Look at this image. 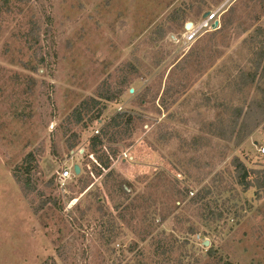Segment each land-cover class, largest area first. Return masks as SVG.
Returning <instances> with one entry per match:
<instances>
[{
  "label": "rangeland",
  "instance_id": "1",
  "mask_svg": "<svg viewBox=\"0 0 264 264\" xmlns=\"http://www.w3.org/2000/svg\"><path fill=\"white\" fill-rule=\"evenodd\" d=\"M261 147L264 0H0V264H264Z\"/></svg>",
  "mask_w": 264,
  "mask_h": 264
},
{
  "label": "trees",
  "instance_id": "2",
  "mask_svg": "<svg viewBox=\"0 0 264 264\" xmlns=\"http://www.w3.org/2000/svg\"><path fill=\"white\" fill-rule=\"evenodd\" d=\"M121 117V115H117L114 118H112L110 120V125L113 127H117L118 123H116V119H119ZM99 134V132H98ZM101 145V138L98 136H95L94 138L91 139L90 141V149L91 151H94L98 146ZM74 146H71L70 149H72ZM31 156L28 154V156L26 157V162L30 163L31 162ZM102 164H104L103 167H105L104 169H107L108 163H106V159L103 160V158H99L98 159ZM234 168L237 172V178L239 179V183L243 186V181H245L246 179V172L245 169L243 167V164H241L239 161L235 160L234 162ZM30 173L31 170L29 168V165L26 166V168L23 170L21 176L17 173L13 174V177L15 179V181L19 184L20 186V190L24 195H27V193H29L30 191V187H29V182H30ZM245 184V183H244Z\"/></svg>",
  "mask_w": 264,
  "mask_h": 264
},
{
  "label": "built area",
  "instance_id": "3",
  "mask_svg": "<svg viewBox=\"0 0 264 264\" xmlns=\"http://www.w3.org/2000/svg\"><path fill=\"white\" fill-rule=\"evenodd\" d=\"M215 14H210L207 18L203 20L198 26H192L190 30H187V41L193 40L198 32L203 28H208L210 26L209 23L212 22ZM213 25L210 26V29ZM213 29V28H212ZM260 153H264V147H261L259 150ZM73 176V165L70 167L63 168L58 174L56 178V185L59 189L65 190V186L68 184V181L71 180Z\"/></svg>",
  "mask_w": 264,
  "mask_h": 264
},
{
  "label": "water",
  "instance_id": "4",
  "mask_svg": "<svg viewBox=\"0 0 264 264\" xmlns=\"http://www.w3.org/2000/svg\"><path fill=\"white\" fill-rule=\"evenodd\" d=\"M207 16H209V12H207V13H205L204 15H203V18L205 19ZM217 25V23L215 22V24L213 25V29H215V26ZM191 27H192V24L191 23H188L186 26H185V30L187 31V30H190L191 29ZM73 172H74V174L75 175H79L80 174V168H79V166L78 165H74L73 166ZM208 244H207V242H205L204 243V246H207Z\"/></svg>",
  "mask_w": 264,
  "mask_h": 264
}]
</instances>
